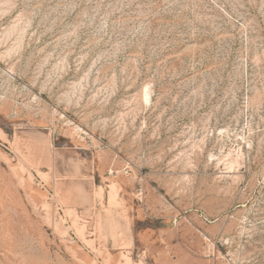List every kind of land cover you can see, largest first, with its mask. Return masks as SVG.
I'll use <instances>...</instances> for the list:
<instances>
[{"label": "rangeland", "instance_id": "rangeland-1", "mask_svg": "<svg viewBox=\"0 0 264 264\" xmlns=\"http://www.w3.org/2000/svg\"><path fill=\"white\" fill-rule=\"evenodd\" d=\"M0 264H264V0H0Z\"/></svg>", "mask_w": 264, "mask_h": 264}]
</instances>
